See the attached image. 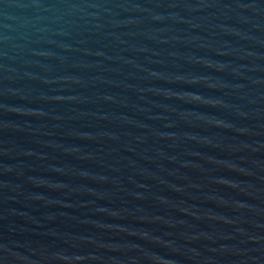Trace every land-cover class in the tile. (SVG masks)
<instances>
[{
  "label": "water",
  "instance_id": "water-1",
  "mask_svg": "<svg viewBox=\"0 0 264 264\" xmlns=\"http://www.w3.org/2000/svg\"><path fill=\"white\" fill-rule=\"evenodd\" d=\"M0 264H264V0H0Z\"/></svg>",
  "mask_w": 264,
  "mask_h": 264
}]
</instances>
